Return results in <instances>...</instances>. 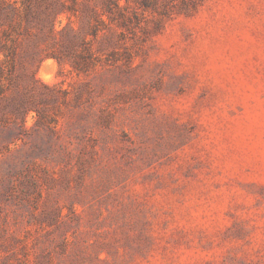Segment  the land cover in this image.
<instances>
[{
	"label": "rangeland",
	"instance_id": "374dc122",
	"mask_svg": "<svg viewBox=\"0 0 264 264\" xmlns=\"http://www.w3.org/2000/svg\"><path fill=\"white\" fill-rule=\"evenodd\" d=\"M0 50V264H264V0H0Z\"/></svg>",
	"mask_w": 264,
	"mask_h": 264
},
{
	"label": "trees",
	"instance_id": "16d2710c",
	"mask_svg": "<svg viewBox=\"0 0 264 264\" xmlns=\"http://www.w3.org/2000/svg\"><path fill=\"white\" fill-rule=\"evenodd\" d=\"M12 11L14 12V14H16L17 13V7H14V8H12ZM53 31V30H52ZM1 51V50H0ZM5 57H8L7 55H5ZM1 64V63H0ZM3 69L0 67V73H1V71H2Z\"/></svg>",
	"mask_w": 264,
	"mask_h": 264
}]
</instances>
